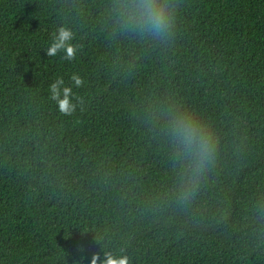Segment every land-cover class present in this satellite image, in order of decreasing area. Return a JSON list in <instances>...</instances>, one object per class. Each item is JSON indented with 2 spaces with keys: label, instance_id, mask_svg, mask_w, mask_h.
Segmentation results:
<instances>
[{
  "label": "trees",
  "instance_id": "trees-1",
  "mask_svg": "<svg viewBox=\"0 0 264 264\" xmlns=\"http://www.w3.org/2000/svg\"><path fill=\"white\" fill-rule=\"evenodd\" d=\"M167 44L115 37L109 0H0V264H264V0H174ZM59 26L75 59L46 55ZM83 98L71 116L48 85ZM75 97L73 103H76ZM178 102L215 130L190 212L169 149L143 123ZM82 246V251H78Z\"/></svg>",
  "mask_w": 264,
  "mask_h": 264
},
{
  "label": "clouds",
  "instance_id": "clouds-1",
  "mask_svg": "<svg viewBox=\"0 0 264 264\" xmlns=\"http://www.w3.org/2000/svg\"><path fill=\"white\" fill-rule=\"evenodd\" d=\"M176 16L174 0H109L107 6L112 35L141 42L167 44L174 35ZM72 40V31L59 26L52 34L46 55L55 57L63 52L64 60L75 59L77 49ZM69 80L71 84L66 85L63 77H57L48 85L50 98L65 116H71L77 105L83 103V98L75 97L73 92V87L83 85L82 78L73 73ZM142 120L154 137L168 146L174 176L172 202L178 209L190 212L208 174L218 163L219 141L215 130L180 103L166 99L149 102ZM256 207L264 212V202H258ZM77 250L82 251V246ZM82 260L83 256L75 264ZM88 264H129V259L122 253L103 251L102 255L93 253Z\"/></svg>",
  "mask_w": 264,
  "mask_h": 264
}]
</instances>
